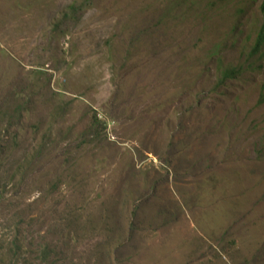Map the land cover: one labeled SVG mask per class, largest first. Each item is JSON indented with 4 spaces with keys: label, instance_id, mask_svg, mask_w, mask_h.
Instances as JSON below:
<instances>
[{
    "label": "rangeland",
    "instance_id": "374dc122",
    "mask_svg": "<svg viewBox=\"0 0 264 264\" xmlns=\"http://www.w3.org/2000/svg\"><path fill=\"white\" fill-rule=\"evenodd\" d=\"M263 1L0 0V256L264 264Z\"/></svg>",
    "mask_w": 264,
    "mask_h": 264
},
{
    "label": "trees",
    "instance_id": "16d2710c",
    "mask_svg": "<svg viewBox=\"0 0 264 264\" xmlns=\"http://www.w3.org/2000/svg\"><path fill=\"white\" fill-rule=\"evenodd\" d=\"M261 10H262V13L264 15V1L261 5ZM263 31H264V27H263ZM264 40V32L263 34H259V36L257 37V43H256V46L255 48L253 49V52L255 53L257 50H258V46L261 45L262 41ZM233 74V72H226L225 73V77L226 76H231ZM95 121L96 120V117H94ZM101 127H105V124H101ZM9 246H7V249H5V253H3L1 256H0V263L1 264H17L18 262V259L20 257V254H21V251H22V247L19 245V242H18V239L17 237H15L14 240H12L11 242H9ZM1 243H0V249L1 248ZM41 256L43 258H45L47 256V252L46 250H44L41 254Z\"/></svg>",
    "mask_w": 264,
    "mask_h": 264
}]
</instances>
